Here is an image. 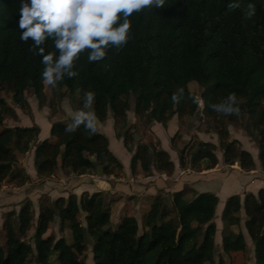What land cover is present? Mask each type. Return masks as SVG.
Instances as JSON below:
<instances>
[{"label": "trees", "instance_id": "1", "mask_svg": "<svg viewBox=\"0 0 264 264\" xmlns=\"http://www.w3.org/2000/svg\"><path fill=\"white\" fill-rule=\"evenodd\" d=\"M228 2L166 0L163 8L148 6L134 12L122 48L109 47L103 60L91 63L87 52H82L74 61L78 75L65 76L52 88L42 83L43 65L40 55L30 50L32 41L19 38L20 0H0V185L21 186L30 180L21 167L14 166L17 155L31 150L39 178H50L59 169L75 175L95 174L96 166L103 176L120 175L123 166L109 150L108 138L98 130L108 115L120 124L115 136L131 154L132 174L169 175L174 164L168 152L152 143L136 142L134 136L154 123L165 127L174 116L179 122L192 118L199 101V120L205 133L216 135L223 164L237 163L246 172L255 167L251 154L230 139L228 126H233L255 144L264 171V0H254L256 14L251 19L244 15L248 0H240L241 7L233 10L227 8ZM43 46L46 52H55L51 40ZM191 82L198 85V97L188 89ZM5 89L17 108H28L26 94L30 93L39 109L47 104L53 115L65 98L80 96L82 104L84 91H94L87 111L95 113L97 129L91 132L80 125L68 133L65 126L70 119L57 120L50 125L49 137L38 141L37 126L5 127L4 116L16 117L1 96ZM230 92L237 96L238 111H214L211 105L222 102ZM131 110L136 122L129 124ZM176 150L180 169L210 170L218 163L211 142L196 138ZM161 193L151 197L140 225L134 216H124L114 225L109 208L98 204L99 193L69 194L54 200L44 195L37 214L27 200L18 212L7 215L4 232H0V264H84L90 241L93 264H233L221 256L214 261L217 196L202 192L185 200L188 193L183 190L173 194L169 207ZM241 217L245 234L234 230ZM172 219H178L177 228L178 221L181 225L175 242L168 235ZM220 219L226 232L221 237L222 253H244L246 235L254 264H264V189L255 195L247 193L243 200L236 194L229 196ZM55 223L59 238L46 235Z\"/></svg>", "mask_w": 264, "mask_h": 264}, {"label": "rangeland", "instance_id": "2", "mask_svg": "<svg viewBox=\"0 0 264 264\" xmlns=\"http://www.w3.org/2000/svg\"><path fill=\"white\" fill-rule=\"evenodd\" d=\"M188 89L192 95H194L195 97H198L199 88L195 82L189 83ZM45 92L47 95V100H49L50 99V90L47 86L45 87ZM1 96L5 99L7 104L13 108L15 115H16L15 118H13L11 116H4L3 126H5V127L37 126L40 130L39 134H43V135L46 134L44 137H42L41 140H44V139L49 137V129H50V125H51V123H53V121L60 120V121L69 122V119H71L72 112L75 111L76 108H79L80 106H82L80 96L76 95L73 100L65 98L59 107V109H60L59 112L56 115H53L51 113L50 109L48 108L47 104L44 108L39 109L37 101L34 99V97L30 93L26 94V100H27V103L29 106H28V108H24V109H19L16 106H14L13 102L11 101V93L8 89H5L4 91H2ZM198 105H199V109L192 118L186 119L183 122H179L177 120L176 116H174L168 122V124L172 125L171 126L172 128H170L168 131H164V132L162 131L161 133H159V136H156V134L151 130V126L159 125V124L154 123V124L150 125L149 127H147L146 129L140 128L139 134L136 135V136H138V139L135 141L136 142L137 141L144 142V143H152L153 145L156 146L157 149H162V147H164L165 149H167L169 151L168 153H169L170 159H172L171 157L172 156L174 157V154H175V157L177 156L176 158L178 160V153H177L176 148L181 149L185 145L189 144L191 141H193L197 138L201 141L211 142V143L215 144V146H216L215 155H216V157L220 158V160L222 161V155H221V152L219 149V143H218V139H217L216 135L214 133H209V132L205 133L204 132L205 125L202 124V122L199 120L200 119V107H201L200 101L198 102ZM90 108H91V105L89 106V109ZM127 119H128L129 124L132 121H133V123L136 122V118H135L132 110L127 113ZM48 124H49V126H48ZM167 125L163 128H166ZM47 127H49V128H47ZM113 127H114L113 130H114L115 135L117 132H120V128H119L120 124L119 123H114ZM228 129H229V133H230V139L231 140H237L238 139L237 141L240 142L242 149L250 152L251 148H254V149L256 148L255 144L245 134V132L242 129L237 128V127H233V126H228ZM99 132H101V131H99ZM38 139H39V137H38ZM115 152H117V151L115 150ZM257 153H258V150H257ZM31 156H33V150L29 151L28 153H26L24 155H17V162L14 166L15 167L14 169H19L20 167L22 168L23 164L27 165ZM121 158L122 157H120V155H119V159H121ZM219 163L220 162L218 160V164ZM221 163L223 164V162H221ZM236 165H238V164L236 163ZM234 166H235V164H234ZM223 167H224L223 165H220V166L216 165L213 169L202 170V171H196V170H192L190 168L182 169V170H185L186 174L188 173V175H186V177H189V176L191 177L189 179H186V177H184V175L181 176L178 173H171L169 175L164 174L167 178L163 179L161 177H155V178H153V180H151V179L144 180V177L147 178L150 175L146 176L145 174H142L141 172H137L135 174L130 173V174H131L132 180H136V179L138 180V178H135L134 175L139 174V175H137L138 177H143V178H140L141 179V180H139L140 182L148 181L147 183L151 184V182L153 181L152 183H156L157 184L156 185L157 191H156L155 195L158 194L159 191H161L162 197L164 198L166 204L169 207H171L172 206V199L174 198L173 194L180 192V191H183V190L188 193L185 196V198H186L185 200H188L189 198H191L193 196V195H191L190 191H194L196 194H199L202 192H208L210 194L218 196V195H216V194H220L219 191H217L218 183L216 181H211L210 183H206V182H209V178L212 177L210 174H212L211 172L213 170L214 171L215 170H221V172H225L228 169L226 167L225 168H223ZM119 176L120 175L115 176V177H119ZM105 178L113 179L114 176H110V177L105 176ZM39 179L43 180L44 178H39ZM45 179H47V178H45ZM34 181H33V183H31V181L29 180L21 186H17L15 183H9V182H4L3 184L0 185V232H4V225H5V221H6L8 213H10L12 211L18 212L21 205L25 201H27V200H30L31 202L33 201L32 204H33L35 213L37 214V208H38V203H39L38 201H39L40 197L45 195L46 197H48L51 200L56 199V197L53 198V180L51 181L52 186H50L51 187L50 192L52 191L50 193L51 195L49 193H45L44 191H42V192L39 191V192H36L35 194L33 192H30V194H29L28 190L30 189L32 191L31 188H35V186H36L34 184H37V182L39 183V181H36V180H34ZM195 182L197 184H195ZM43 183H44V181H43ZM57 184H59V183H57ZM144 185H147V184L144 183ZM19 188H20V190H21V188L25 189V192H24V190H21V191L16 190ZM60 188H62V190H63V186L60 185ZM61 192H64V191H61ZM69 194H71V193L65 194L66 195L65 197H67ZM80 195H76V196L80 197ZM119 200H121V198ZM125 201L127 203V204H125V209H127L129 207L131 214H134L135 212L138 213V216L136 215L137 216L136 220L138 221V223L140 225L142 220H143V216L145 215L146 211L149 209L151 197H149V200H147L148 206H145V204L144 205L141 204V201L136 202L135 205H133L134 207L138 206L136 208V211H135V208H131L132 206L128 205V204H131L128 199H125ZM98 204L100 206H103V207L107 206L109 208L110 216H111V222L114 225L117 224L121 220V218H123L125 216V212L123 214H121V211L119 210L118 200H112L111 198H109V196H105L104 194H101V196L98 198ZM142 206H145V208H141ZM218 207L216 209L215 216L213 219V222L216 225V235L214 238V243H215L214 261H217L218 256H221V257H223V259L226 263L254 264L253 247L251 245L250 240L246 236H244V238H245L247 250L244 253L232 254L230 256H226L222 253L221 237L226 232L222 228V222L220 219L221 210ZM79 219H80L82 225L84 226L82 214H80ZM241 219H242V221H241L240 226L238 228L235 227L234 230L240 231V232H242V234H245V230L243 228V218L241 217ZM177 220L178 219H172L171 222L169 223L171 229H170L168 235L170 236L172 242H175L176 237L179 233V230H178L177 225H176ZM32 233L33 232L30 231L28 234V237H30L32 235ZM50 234L54 235L55 238H59L58 225L56 223L50 225L49 230H48L46 235H50ZM92 245L93 244L90 241L88 243L86 255L83 258L84 264H93L91 261Z\"/></svg>", "mask_w": 264, "mask_h": 264}, {"label": "clouds", "instance_id": "3", "mask_svg": "<svg viewBox=\"0 0 264 264\" xmlns=\"http://www.w3.org/2000/svg\"><path fill=\"white\" fill-rule=\"evenodd\" d=\"M166 0H20L18 28L20 40L32 41L30 50L41 57L43 69L42 83L52 88L65 76L78 75L74 61L79 54L87 52L88 62H98L105 58L106 50L122 48L128 40L134 12L153 6L163 8ZM241 7L240 0H229L227 8ZM256 14L254 0H248L244 15L251 19ZM51 40L55 52L47 51L43 46ZM95 92L85 90L81 108L71 114L65 132H74L80 125L95 132L97 117L87 111L93 103ZM172 100L176 101L175 93ZM237 96L230 92L226 99L211 107L217 113L232 114L238 111Z\"/></svg>", "mask_w": 264, "mask_h": 264}, {"label": "crops", "instance_id": "4", "mask_svg": "<svg viewBox=\"0 0 264 264\" xmlns=\"http://www.w3.org/2000/svg\"><path fill=\"white\" fill-rule=\"evenodd\" d=\"M133 123V121L131 122ZM49 126V124H48ZM114 121L110 115L107 116L106 122L104 125H98V130L101 131L102 134H104L109 141V150L114 154V156L119 160V162L123 166V172L120 174L119 177H115L113 179H107L105 176L101 175L99 176L97 172L95 174L89 173V174H83V175H75L67 170L59 169L53 176L47 179H39L38 175L36 174L35 168L33 166V156L30 157L27 165L23 164L22 168L24 172L29 176L31 183H33L34 180L39 181L37 182L35 188H31L32 191L29 189L30 192H33L34 194L36 192H42L45 193H51V187L52 186V180H53V198L57 197H65L67 193H71L74 195H80L84 192L88 194L92 193H99L104 194L105 196H109L112 200H118L119 203V210L121 211V214L125 212V216H134L137 219L138 213L131 214L129 207L125 209L126 201L125 199H128L130 201L132 207L136 208L133 205H135L136 202L141 201V204H145V206H148L147 200H149V197H153L156 193V183L151 184L145 182H140V178L136 174L134 175L135 178H138V180H132L131 178V172L129 169V163H130V157L131 154L127 152L122 144V141L120 139H117L114 134L113 127ZM172 125L168 124L166 128H163L160 125H153L151 126V130L156 134V136H159V133L162 131H168ZM49 128V127H47ZM46 134H39L40 141L42 137H44ZM238 140V139H237ZM144 143V142H143ZM115 150L118 152H115ZM162 150L169 152L167 149L162 147ZM253 158L254 161V169L251 171H243L238 165L235 164L232 166H227L222 164L220 158L217 157L219 160V164L217 163V166L223 165V168H228L225 172H221V170H211L212 174H210L212 177L209 178V182L216 181L218 183L217 191H219L220 194L218 195V208L222 210L223 204L225 200L231 196V195H239L241 200H243L244 196L247 193L256 194L259 190L264 189V171L261 169L260 163L257 159V149L251 148V151L249 152ZM169 154V153H168ZM122 157L121 159H119ZM177 157V156H176ZM172 156L171 161L174 164V171L173 173H178L181 176L188 175L186 174L185 170H182L179 168L178 160L177 158ZM222 169V168H221ZM190 175V174H189ZM141 176V175H140ZM155 177H161L163 179L167 178L164 174H159L154 171L148 176L147 178L144 177V180H153ZM191 178L186 177V179ZM44 181V183H43ZM35 182V181H34ZM62 182H65L62 184ZM62 188H60V185ZM147 184V185H144ZM195 184H197L195 182ZM34 187V186H33ZM16 190H20L16 189ZM21 190L25 189L21 188ZM20 190V191H21ZM64 191V192H61ZM21 193V192H20ZM19 193V194H20ZM191 195H195L196 193L194 191H190ZM51 195V194H50ZM99 196V197H100ZM135 197V198H134ZM121 198V200H119ZM33 200V199H32ZM133 201V202H132ZM135 201V202H134ZM33 202V201H32ZM145 206H142L141 208H145ZM137 215V216H136ZM121 216V215H120ZM120 218V217H119ZM246 236V235H245ZM247 237V236H246Z\"/></svg>", "mask_w": 264, "mask_h": 264}, {"label": "water", "instance_id": "5", "mask_svg": "<svg viewBox=\"0 0 264 264\" xmlns=\"http://www.w3.org/2000/svg\"><path fill=\"white\" fill-rule=\"evenodd\" d=\"M134 139L137 140L138 139V136L135 135L134 136ZM91 160H94V158L92 157ZM96 171H97V174L99 176L102 175V173H101V167L100 166H96ZM180 229H181V225H180V222L178 221V230H180Z\"/></svg>", "mask_w": 264, "mask_h": 264}, {"label": "built area", "instance_id": "6", "mask_svg": "<svg viewBox=\"0 0 264 264\" xmlns=\"http://www.w3.org/2000/svg\"><path fill=\"white\" fill-rule=\"evenodd\" d=\"M63 184L65 183V182H62Z\"/></svg>", "mask_w": 264, "mask_h": 264}]
</instances>
